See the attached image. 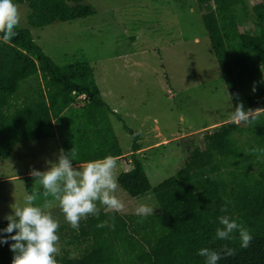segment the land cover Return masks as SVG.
Listing matches in <instances>:
<instances>
[{
    "label": "trees",
    "instance_id": "obj_1",
    "mask_svg": "<svg viewBox=\"0 0 264 264\" xmlns=\"http://www.w3.org/2000/svg\"><path fill=\"white\" fill-rule=\"evenodd\" d=\"M16 1L30 8L33 28L95 13L84 0ZM196 1L234 108L240 104L250 111V122L229 120L190 135L197 141L187 147L185 172L161 186L178 197L194 193L197 212L160 211L140 218L101 210L82 220L79 231L68 225L67 248L57 255L58 264H203L197 255L201 247L221 251L218 264H264V3L253 4L257 33L251 34L239 28L238 9L246 14V0ZM16 31L11 41L0 43V162L19 143L56 138L54 121L75 102V93L87 95L93 111L71 134L73 164L106 155L121 158L124 152L110 119V112H116L103 100L88 63L61 67L30 29ZM50 72L54 81L48 86ZM120 120L135 140L133 168L121 173L118 182L132 197H139L154 188L136 153L142 149L139 136ZM226 201L225 213L221 209ZM224 214L251 232L248 248H240L238 239H214L217 217ZM101 221L108 225L98 228ZM7 222H0V228ZM10 243L0 245V264L12 262ZM224 248L233 253L224 255Z\"/></svg>",
    "mask_w": 264,
    "mask_h": 264
},
{
    "label": "rangeland",
    "instance_id": "obj_2",
    "mask_svg": "<svg viewBox=\"0 0 264 264\" xmlns=\"http://www.w3.org/2000/svg\"><path fill=\"white\" fill-rule=\"evenodd\" d=\"M84 1L93 6L94 14L38 28L29 26L30 8L16 1L21 18L18 27L30 29L37 43L59 66L88 63L103 100L116 112H110L111 124L121 149L127 153L126 158L117 160V179L133 168L135 140L120 117L138 134L142 149L136 153L143 160L155 191L132 197L119 184L116 195L124 204L119 212L135 214L141 204L152 208L153 213L197 212L194 193L178 197L161 185L185 172L187 147L197 141L190 135L232 120L235 109L197 1ZM251 1L246 0V14L239 6V28L255 34L252 5L264 0ZM64 73L68 74L65 70ZM47 77L49 86L50 80L54 81L52 73H47ZM73 95L78 98L79 94ZM82 96L86 102L79 105L85 108L89 97ZM76 107H69L59 117L56 138L19 143L0 162V222L12 214L14 203L22 206L25 191L36 188L39 198L35 203L43 206L47 200L45 211L60 224L59 254L67 248L69 224L58 201L45 197L43 188L33 184L29 173L33 168L46 170L48 162H55L61 150L72 149L71 136L79 124Z\"/></svg>",
    "mask_w": 264,
    "mask_h": 264
},
{
    "label": "clouds",
    "instance_id": "obj_3",
    "mask_svg": "<svg viewBox=\"0 0 264 264\" xmlns=\"http://www.w3.org/2000/svg\"><path fill=\"white\" fill-rule=\"evenodd\" d=\"M20 19L16 0H0V43H7L17 35ZM252 90L255 91V86ZM231 119L233 122H250V111L238 104ZM75 157V148L68 152L61 150L55 162H48L46 170L33 168L29 175L34 178V185L43 188L45 197L51 196L58 201L64 220L72 229L79 231L80 222L90 215L98 216L101 207L119 212L124 204L116 195L119 182L115 174V157L106 155L86 161L82 166L73 164ZM38 198L36 188L32 192L25 191L22 206L14 203L11 206L12 214L5 216L8 221L6 227L0 228V245L12 241L9 244L13 253L11 264H58L60 224L50 212L45 211L49 202L45 200L43 206L37 205L35 202ZM228 203L225 202L222 212H227ZM152 213L153 209L143 204L135 209V214L140 218ZM217 221L215 240L238 239L240 248L249 247L252 234L248 228L227 214L218 216ZM107 225L108 221H101L97 227ZM232 253V248L223 249L224 255ZM197 255L203 257V264H218L222 258L221 251L209 247L199 248Z\"/></svg>",
    "mask_w": 264,
    "mask_h": 264
},
{
    "label": "crops",
    "instance_id": "obj_4",
    "mask_svg": "<svg viewBox=\"0 0 264 264\" xmlns=\"http://www.w3.org/2000/svg\"><path fill=\"white\" fill-rule=\"evenodd\" d=\"M251 3H252V1L251 0H249ZM250 3V4H251ZM253 6V5H252ZM256 34V33H255ZM196 40H199V38L198 37H196L195 38ZM75 97H77V96H75ZM85 98V96H82V94H79L78 95V98H75V103H73L71 106H73V107H76V106H79V107H76L77 108V112L79 113V114H77L78 116H79V118L77 119L79 122H85L87 119H88V117L90 116V114L92 113V111H93V106L90 104V103H87V106L85 107V108H83L81 105H79V104H85V102L86 101H83V99ZM60 121V118H56L55 119V121H54V127H55V129H56V131L58 132V130H57V127H56V124L58 123ZM78 122V123H79ZM223 122H225V121H223ZM222 123V122H221ZM220 123V124H221ZM158 135H159V132L157 133ZM145 148V147H144ZM124 152V151H123ZM126 154L127 153H124V155L121 157V158H118V159H124V158H126L127 156H126ZM118 159H116V160H118ZM129 162H130V159H129ZM75 165H77V166H82L81 164H75ZM119 177V176H118Z\"/></svg>",
    "mask_w": 264,
    "mask_h": 264
}]
</instances>
